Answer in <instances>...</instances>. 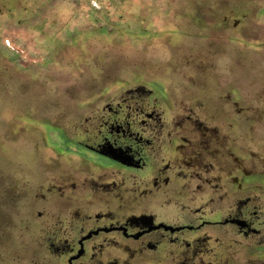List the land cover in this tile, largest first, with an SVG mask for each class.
<instances>
[{
    "label": "flooded vegetation",
    "instance_id": "obj_1",
    "mask_svg": "<svg viewBox=\"0 0 264 264\" xmlns=\"http://www.w3.org/2000/svg\"><path fill=\"white\" fill-rule=\"evenodd\" d=\"M193 1L170 53L50 110L77 148L0 152V264H264L257 0Z\"/></svg>",
    "mask_w": 264,
    "mask_h": 264
},
{
    "label": "rangeland",
    "instance_id": "obj_2",
    "mask_svg": "<svg viewBox=\"0 0 264 264\" xmlns=\"http://www.w3.org/2000/svg\"><path fill=\"white\" fill-rule=\"evenodd\" d=\"M206 1L216 4V0L193 4L203 6ZM186 2L0 0V152H32L43 136L46 142L40 148L45 152L77 148L50 118V110L59 108L60 102H74L73 94L84 107L91 98L71 89L95 78L119 85L101 77L108 69H117V75L127 80L130 72L124 71L134 69L142 56L156 60L170 53L164 39L175 37L173 28L184 20ZM256 4L252 21L257 38L240 40V47L263 52L264 0ZM198 9L192 14L206 13Z\"/></svg>",
    "mask_w": 264,
    "mask_h": 264
}]
</instances>
